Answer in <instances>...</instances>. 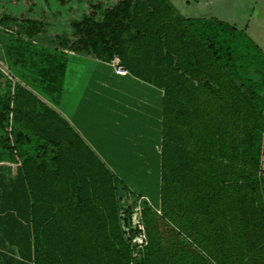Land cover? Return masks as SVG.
<instances>
[{
	"label": "trees",
	"instance_id": "16d2710c",
	"mask_svg": "<svg viewBox=\"0 0 264 264\" xmlns=\"http://www.w3.org/2000/svg\"><path fill=\"white\" fill-rule=\"evenodd\" d=\"M38 1H22L33 6L24 17L0 14V264H264L262 49L226 21L184 17L172 0L90 3L70 34L49 39L30 17ZM67 53L118 58L163 92L160 187L155 208L141 202L147 246L136 258L118 199V184L130 187L59 109ZM131 165L143 181L137 156Z\"/></svg>",
	"mask_w": 264,
	"mask_h": 264
},
{
	"label": "rangeland",
	"instance_id": "374dc122",
	"mask_svg": "<svg viewBox=\"0 0 264 264\" xmlns=\"http://www.w3.org/2000/svg\"><path fill=\"white\" fill-rule=\"evenodd\" d=\"M22 1L23 0H10V2H6V0H0V14H12L18 18L28 15L27 12L33 6L28 5L29 3L23 5ZM99 1H104L106 5L111 6L112 4H116L118 0H64L63 2L65 5H61V3L56 0H50L49 3L39 0L35 12L30 14V17L42 19L46 22L47 31L45 35L47 38L53 39L57 35L70 34L71 28L69 25L71 20L80 17L83 12L89 13L91 11L89 4ZM187 2H190L189 6H187ZM20 4H22L23 7L17 6ZM173 5L186 18H218L226 21L230 25L245 31L264 52V0H175ZM42 12L46 14L47 19L43 17ZM14 46L26 49H32L33 47L41 48V46L32 43L14 44ZM68 57L70 56L68 55ZM78 57L82 58L80 55H78ZM4 58V54L0 48V61H3ZM69 59L70 80L72 79V82L70 83V87H68V84L66 86L63 105L64 107L67 106V111L69 106L77 103L74 100L78 99L79 101L82 96H86L83 92H87L89 94L93 93L95 99L99 97L122 103L121 111L122 109L128 111L125 115L128 119L133 117V119H135V124L143 125V123L147 122L146 116L150 111L149 107H151L149 96L142 95L139 99L135 100L128 97L130 94L128 92L129 90L127 91L126 86L122 83L124 80L121 81L119 78L123 76V73L120 71H125L121 66H117L120 73L116 74L112 67L113 62L99 68L96 67L97 64H95V62L90 64V62L88 63L84 61V59L78 60L79 58L76 57H70ZM149 91L150 90L147 92ZM88 99L91 98L89 97ZM129 140L134 142L136 150L141 151V148L144 149V142L147 139L137 130L136 135L134 137H129ZM144 178H148L146 173ZM154 178H158L157 173L153 175L152 179ZM131 189V194L127 191L125 193L123 208L124 210L128 208L125 217L128 218V226L132 227L135 225L133 221L136 222L139 216L137 208L141 206V202L146 200L150 205L152 204L147 198L140 194L139 191L136 192L133 188ZM143 189L142 187L141 191ZM129 194L131 196H129ZM155 202L156 201H153V203ZM159 208L160 207H157L158 210Z\"/></svg>",
	"mask_w": 264,
	"mask_h": 264
},
{
	"label": "crops",
	"instance_id": "0c3cea01",
	"mask_svg": "<svg viewBox=\"0 0 264 264\" xmlns=\"http://www.w3.org/2000/svg\"><path fill=\"white\" fill-rule=\"evenodd\" d=\"M175 0H172V3ZM190 5V2H187V6ZM70 57V53H67ZM78 56V55H77ZM69 57V58H70ZM78 60H83L86 62H95L96 67L101 68V66H107L108 64L100 62L94 58L86 57H76ZM70 64V59H69ZM120 66V65H118ZM70 67V65H69ZM112 67L116 74L123 73L122 77H119L122 83L126 86L127 91L130 93L128 97L131 99H139L142 95L149 96L151 101V107H149L150 111L146 114L147 122L142 124H135L133 117L127 118L125 113L128 111H121L122 103H118L114 100L102 99V98H94L93 93H85L86 96H82L79 101L78 99L74 100L77 102L68 107V111L66 110L67 106L64 107V95L66 92V86L63 92L60 111L67 116L76 126V128L83 134V136L87 139V141L95 147L97 152L101 154L104 158L105 162L108 166L131 188H133L136 192L139 191L145 198L150 201V198L156 199V196L159 192L160 180H159V167H160V134H161V103L163 92L157 90L152 86H148L145 83L137 80L127 71L119 72L117 65L113 63ZM122 69V68H119ZM69 70V68H68ZM69 72V71H68ZM127 81V82H126ZM150 90L149 92H147ZM91 99H88V98ZM94 100H93V99ZM159 104V105H158ZM158 106V107H157ZM157 108V109H155ZM155 130H157V140L154 144L158 147L159 152L154 153L153 162L155 165L154 168L157 167L158 178L155 181V178L152 179L153 176L148 175L146 166L144 161L150 155H152L151 147H153L152 143H150V135ZM139 130L140 133L145 137V147L141 148V151L136 150V146L133 141L129 140V137H134L136 135V131ZM149 138V139H148ZM143 147V146H142ZM137 156L139 160L142 162L143 167L145 168V173L148 178H145L143 181L135 180L133 177H130L128 173H130L131 168H135L131 165L132 158ZM158 156V157H157ZM151 162V161H150ZM144 188L141 191V188ZM118 199L120 200V208H123L124 204V196L126 195V190L124 189V185L122 183L118 184ZM157 192V195H156ZM130 193V192H128ZM134 193V192H133ZM131 194V193H130ZM129 194V196H131ZM156 201V200H155ZM151 202V201H150ZM156 203V202H155ZM159 197L158 203L159 204ZM152 206L155 208V204L151 202ZM157 209V208H156ZM158 210V209H157ZM159 211V210H158ZM123 210H121L122 214ZM122 216V215H121Z\"/></svg>",
	"mask_w": 264,
	"mask_h": 264
},
{
	"label": "built area",
	"instance_id": "2783aa9c",
	"mask_svg": "<svg viewBox=\"0 0 264 264\" xmlns=\"http://www.w3.org/2000/svg\"><path fill=\"white\" fill-rule=\"evenodd\" d=\"M113 63L118 66L120 64V61L118 58H115ZM141 206L137 208V212H139V216L137 217V221L133 223L135 225L131 226H124V230L127 234L130 235L131 232H134L135 234L133 237H131V245L134 248V257L139 256V251H142L147 246V236L146 231L144 228V225L142 224V217H141ZM123 217H125V213H122ZM127 227V228H126Z\"/></svg>",
	"mask_w": 264,
	"mask_h": 264
}]
</instances>
